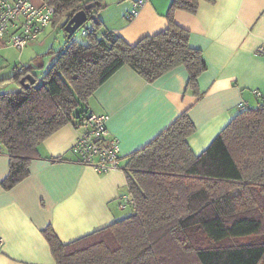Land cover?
<instances>
[{
	"label": "trees",
	"instance_id": "trees-1",
	"mask_svg": "<svg viewBox=\"0 0 264 264\" xmlns=\"http://www.w3.org/2000/svg\"><path fill=\"white\" fill-rule=\"evenodd\" d=\"M201 1L173 0L167 27L130 45L101 34L104 0H45L55 9L53 28L64 31L85 10L94 31L82 35L85 44L64 31V48L35 59L39 67L57 54L43 79L22 66L0 80L17 84L0 94V138L10 159L2 188L23 182L31 162L41 159L40 145L69 123L77 128L94 93L124 66L148 83L184 67L187 91L201 99L198 80L208 66L191 47L190 31L175 21L179 11L196 15ZM29 75L36 83L26 88L21 80ZM195 130L187 109L129 156L123 170L130 216L68 244L51 227L43 231L56 264H264V103L239 113L199 156L187 142Z\"/></svg>",
	"mask_w": 264,
	"mask_h": 264
},
{
	"label": "crops",
	"instance_id": "crops-1",
	"mask_svg": "<svg viewBox=\"0 0 264 264\" xmlns=\"http://www.w3.org/2000/svg\"><path fill=\"white\" fill-rule=\"evenodd\" d=\"M30 1L45 5V0ZM135 1L104 0L106 7L98 15L101 34L114 33L135 45L167 27L166 15L173 0H147L128 21L126 15ZM175 21L190 31L191 47L201 50L207 63V71L198 80L201 99L187 91L184 67L148 83L124 66L89 101L86 112L108 116L110 139L119 143L123 166L131 154L154 140L187 109L196 128L187 142L199 156L236 115L264 103V53L258 52L264 49V0H202L196 15L179 11ZM49 33L11 60L6 55V50L13 48L8 37L0 40V69L13 65L15 73L22 66L35 67L37 57L64 48V31L57 46ZM77 41L85 44V39ZM49 56L51 67L57 54ZM77 136L69 123L46 139L39 147L41 159L30 164L29 176L9 191L1 183L9 175L10 159L6 151L0 154V238L4 240L0 264H56L43 236L49 227L68 244L132 214L126 210L131 205L121 207L122 197L129 194L125 171L100 174L79 163L72 152ZM57 158L64 161H53Z\"/></svg>",
	"mask_w": 264,
	"mask_h": 264
},
{
	"label": "built area",
	"instance_id": "built-area-1",
	"mask_svg": "<svg viewBox=\"0 0 264 264\" xmlns=\"http://www.w3.org/2000/svg\"><path fill=\"white\" fill-rule=\"evenodd\" d=\"M145 2L135 1L127 19H134ZM54 14L53 7L36 6L30 0H0V40L8 37V45L23 51L52 25ZM89 31H94V27L83 28L81 35ZM22 71V68L18 69L19 73ZM83 118V123L76 125L78 137L72 148L78 162L93 167L100 174L122 169L119 143L116 139H110L108 116L90 112ZM3 152L5 149L0 138V154ZM132 204L133 199L129 194L122 197V208ZM3 243L4 240L0 238V252Z\"/></svg>",
	"mask_w": 264,
	"mask_h": 264
},
{
	"label": "rangeland",
	"instance_id": "rangeland-1",
	"mask_svg": "<svg viewBox=\"0 0 264 264\" xmlns=\"http://www.w3.org/2000/svg\"><path fill=\"white\" fill-rule=\"evenodd\" d=\"M145 1H147V0H145ZM134 5V4H133ZM133 7V6H132ZM102 12V11H101ZM101 12H99V14L101 13ZM98 14V15H99ZM92 21H88L87 22V24L85 25V26H92ZM82 31V29L81 30H79L76 34H75V38L76 39H80V40H83L84 39V37H82V35H81V32ZM47 32H50L49 33V35H52V36H54L53 37V39L54 40H56L55 42H54V44H55V46H57L59 43H60V41H61V39H64V35H63V31L61 30V28L59 29V28H53L52 26L51 27H49L48 29H46L42 34H41V37L44 35V34H46ZM50 48L49 47H47V50H49ZM6 55L8 56V59L9 60H11V59H16L17 57H19L22 53H21V51H19V50H17V49H13V48H9V49H7L6 50ZM48 52V51H47ZM44 55H46V54H44ZM42 56V55H41ZM49 58H52V56H46L45 58H44V63H45V65H43V63H42V66H35V67H33V68H35V74H36V76L38 77V79H43V76L45 75V73L49 70V68H50V65H48L49 64V62L50 61H48V59ZM0 73H1V76H4V78H7V77H10L13 73H14V69H13V65H9V66H7V67H3V68H1L0 69ZM16 86H17V84H15V83H13V82H6L4 85H2V86H0V94H4V93H9V92H12V91H14L15 89H16ZM237 116V115H236ZM235 116V117H236ZM218 137V136H217ZM216 137V138H217ZM215 138V139H216ZM214 139V140H215ZM213 143V142H212ZM211 143V144H212ZM210 147V146H209ZM126 210H127V214H130V213H132V209H131V206H128L127 208H126Z\"/></svg>",
	"mask_w": 264,
	"mask_h": 264
},
{
	"label": "water",
	"instance_id": "water-1",
	"mask_svg": "<svg viewBox=\"0 0 264 264\" xmlns=\"http://www.w3.org/2000/svg\"><path fill=\"white\" fill-rule=\"evenodd\" d=\"M94 5L86 6V10L91 9ZM88 22V16L85 10H82L76 13L65 25L64 31L67 33L68 38H72L75 34ZM26 81H28L26 83ZM36 83V78L32 75H29L21 80V84L25 85V87H29L32 84Z\"/></svg>",
	"mask_w": 264,
	"mask_h": 264
},
{
	"label": "bare ground",
	"instance_id": "bare-ground-1",
	"mask_svg": "<svg viewBox=\"0 0 264 264\" xmlns=\"http://www.w3.org/2000/svg\"><path fill=\"white\" fill-rule=\"evenodd\" d=\"M132 8H133V7H132ZM132 8H131V10H132ZM129 13H130V12H129ZM129 13H128V14H129ZM128 14H127V15H128ZM127 15H126V19H127ZM127 20H128V19H127ZM132 20H133V19H132ZM128 21H131V20H128ZM86 24H87V23H86ZM86 24H85V25H86ZM86 27H87V26H86ZM260 53H264V49H263V48H262V50H261V52H260ZM83 121H84V119H83V120H81V121H79L77 125H80V124H82V123H83ZM76 130H77V128H76ZM77 132H78V130H77ZM77 137H78V136H77ZM121 167H122V170H123L122 160H121Z\"/></svg>",
	"mask_w": 264,
	"mask_h": 264
}]
</instances>
